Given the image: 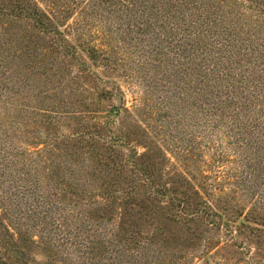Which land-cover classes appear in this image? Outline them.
Wrapping results in <instances>:
<instances>
[{
	"label": "trees",
	"instance_id": "1",
	"mask_svg": "<svg viewBox=\"0 0 264 264\" xmlns=\"http://www.w3.org/2000/svg\"><path fill=\"white\" fill-rule=\"evenodd\" d=\"M119 71L146 83L151 76L152 88L158 81L170 99L158 109L163 127L153 134L166 141L146 154L123 132L129 109L109 76ZM83 90L90 96L80 99ZM117 97L119 104L104 106ZM104 115V128L122 120L113 138L121 149L113 151L127 153L123 163L110 159L114 172L105 178L112 182L82 189L74 178L50 189L43 171L70 164L52 163L68 142L99 155L100 127L85 121ZM65 116L72 137L60 124ZM216 138L242 168L235 178H254L264 199V0H0V264H241L244 257L264 264V200L256 206L263 215L249 227L246 218L225 217L231 199H209L207 166L228 158L221 149L204 157ZM157 156L170 161L159 173L145 158ZM117 201L159 206L200 244L179 256L168 252L160 228L136 227L125 211L105 220ZM37 247L49 261L34 259Z\"/></svg>",
	"mask_w": 264,
	"mask_h": 264
},
{
	"label": "rangeland",
	"instance_id": "2",
	"mask_svg": "<svg viewBox=\"0 0 264 264\" xmlns=\"http://www.w3.org/2000/svg\"><path fill=\"white\" fill-rule=\"evenodd\" d=\"M92 25V24H91ZM96 25L98 26L99 23L96 22ZM92 31L94 30V26L92 25L90 27ZM16 43V42H15ZM91 68L97 72L98 74H101V71L98 67L92 66ZM151 72H149V75ZM110 79H116L118 86L120 87L122 94L124 96V103L126 107L129 109L128 113H123L125 118L123 121V127H126L125 130L123 131L124 134H129L131 136V141L130 142L136 150H138V153L140 154H146L147 151H151L154 149L155 146L157 145H162L165 143V138L162 137L159 142L158 140L153 139V134L155 132V127L156 125L162 126L161 122L164 121L160 116L162 113L158 112V109H163L168 105L169 107V100L166 98L164 93H161L160 84L157 81V84L159 85L158 89L155 91L156 88H152V86L155 83L154 81H151L152 79L149 77H146V79L149 80V83H146L145 79H137L135 77H124V75L119 72H115L113 75H109ZM103 77V75H102ZM104 78V77H103ZM85 81V80H84ZM83 82V86L85 85ZM93 86V82L89 84V87ZM102 87L106 88H111L110 86L106 85H101ZM155 87V86H154ZM153 95H151V93ZM90 93L85 92L84 90L82 92H78V96L80 99H83V97H87ZM168 96V95H167ZM148 97V98H147ZM148 100H147V99ZM112 103L115 105L120 103V99L113 98L112 100L107 99L104 100V106L109 107ZM123 101V100H122ZM166 102L168 104H166ZM44 104L46 102L44 101ZM87 105L91 104V101L86 102ZM171 108V107H170ZM169 111V110H168ZM169 114H175L173 109L171 112L169 111ZM114 116V115H113ZM111 116V117H113ZM66 116L62 117V121H60V124L62 125V129L66 131L67 133H71L69 136L72 137L71 135L73 133H76V130L72 129L70 131L68 128H66ZM90 119L89 122L85 121V123L92 125L95 124L98 127H100V132L97 133V137L95 138L97 141V149L99 152L98 154H91L87 151L82 150V144L81 143H75L76 141H70L67 144H71L69 149L66 150L65 152H61L58 154L60 157H56L53 159L52 163L54 166L58 163L60 165V162L62 161L65 163H70L69 165L65 166L63 164L62 168L63 170H51V171H43L42 177L44 178L43 180L45 181L46 184L50 183L52 186L50 189H53V184L55 183H65V184H71L74 185V178H80V184H84L82 189L85 188H96L97 185H101L102 183H108L112 182L110 179L112 175L106 176V170H108V167L113 166L112 162L110 159L114 160L116 163H123L125 157L127 156V153H119V152H114L113 150L118 151L119 148L118 144L113 141V138L115 137L116 134V129L120 127V121L121 119L115 118V123L116 125H112L111 127H106L104 128L103 122L105 123L104 119L107 117L104 116H89ZM70 121V120H69ZM142 124V128L144 132L146 131V134L148 136H145L142 129H138V123ZM73 125V124H72ZM135 127V128H133ZM163 127V126H162ZM79 128L81 130L80 126L75 125V129ZM170 130H174V127L172 124H169L168 127ZM62 131V130H61ZM92 131V129H90ZM167 128L163 130V132L166 134ZM123 134V135H124ZM120 135V134H119ZM209 136V134H207ZM75 137H73L72 140L78 138L76 134H74ZM125 137V136H123ZM45 140V138L43 137ZM158 139V138H157ZM43 140V141H44ZM71 139H68V141ZM222 140V139H221ZM152 141V142H150ZM169 141V140H168ZM216 147L211 148L212 143H210V140L206 142V146L204 149V157L210 161V157L218 151V153L223 150L226 152L228 155V158L224 159L222 163L219 164H208L207 169L208 171L211 172L208 173L209 177L205 180L207 185L209 193V199L211 201L213 200H230L231 201V206L229 209L224 213L225 217L228 219H231L233 221L241 222L244 218L249 220V227H255V222L253 218L261 217L263 215V212L259 209H256V206L258 207L259 203L263 202V198L258 195L259 191L258 188L261 186H258L255 184V179L254 178H249L246 174L242 175V179L236 177L235 178V173H240L239 165L237 164V158L234 156L232 158L231 156L233 155V152L226 150L228 149L226 146L220 145V139L215 141ZM83 145L87 146V144L84 142ZM111 145V146H110ZM154 146V147H153ZM115 147V148H114ZM112 148V150L110 149ZM114 148V149H113ZM224 148V149H223ZM34 148L33 150H35ZM221 149V150H220ZM86 150H88L86 148ZM114 156L112 158L110 155ZM40 157H38L39 160ZM149 159V166L153 167L155 164V170L156 172L161 171V166H167V164L170 163L169 160L163 159L161 156H157L154 159H151L149 157H145ZM170 160H173L172 156H169ZM41 159V158H40ZM90 159V160H89ZM89 160V161H88ZM84 165L88 166L86 169L85 167L82 168V172L79 173L78 170L80 169L79 166ZM161 165V166H160ZM43 167L49 168V162L45 163V166ZM61 167V165H60ZM67 169H71L73 171V175L68 173ZM109 172H114V170H108ZM240 175V174H239ZM108 177V178H105ZM55 181V182H54ZM181 185L185 187V182L180 181ZM112 190V188H110ZM204 191V190H201ZM255 193V196H251V192ZM205 192V191H204ZM119 197V194H117ZM205 195H208L205 193ZM261 197V198H260ZM263 199V200H262ZM88 198L86 197V201L84 202L85 204H88ZM98 203H100L98 206H104V201H102L100 198H95ZM120 206L118 205H113L112 208L108 209L110 212H104L105 220L108 218L110 215H114L116 217L119 213H123L124 211L129 214V219L131 220L130 222L133 225H137L136 227L149 229L150 231L154 228H160L166 233L167 237V245L170 247L168 252L169 253H177L179 256H185L186 253L190 252L192 249H197L198 245L200 242L196 239H194L195 235L192 234L191 231H186V230H180L176 225L171 224L170 221H167V216L164 214V212L159 208H153V207H139L138 205H133L129 206L128 204H125L124 202H119L117 201ZM106 205L108 202H105ZM225 207L223 206V209ZM101 219L96 218V222H100ZM102 220V221H105ZM105 223V222H104ZM196 230H199L200 232L204 230V227L198 226L195 227ZM241 239V238H240ZM228 252V251H226ZM222 254V252H221ZM221 254L219 255L218 258H221ZM31 255L34 257V259L39 262V263H45L46 261H49V256L45 254L43 249L40 248H34L31 251ZM223 256H227L224 255ZM244 255L242 256V258ZM244 262L241 264H246V259L247 257H244ZM224 260V259H221ZM202 260L200 259H195L194 264H201Z\"/></svg>",
	"mask_w": 264,
	"mask_h": 264
}]
</instances>
